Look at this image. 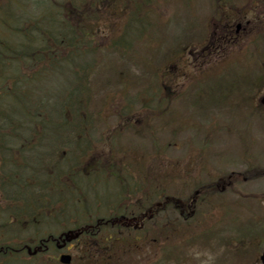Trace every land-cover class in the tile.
Segmentation results:
<instances>
[{
    "label": "rangeland",
    "instance_id": "374dc122",
    "mask_svg": "<svg viewBox=\"0 0 264 264\" xmlns=\"http://www.w3.org/2000/svg\"><path fill=\"white\" fill-rule=\"evenodd\" d=\"M45 2L54 6L56 4V9H59V6L67 0H6L0 5V32L5 34L9 32L2 28V22L11 25L14 18H17V24H21L28 14L31 15L30 19H34L42 13L35 10L49 11L50 7ZM79 3L80 0H72L73 7H77ZM23 6H26L24 12ZM256 8L247 16L249 21L257 16L264 19V8ZM157 9L156 14L151 16L153 18L159 16L161 21L156 23L157 25L150 32V38L146 35L148 38L142 46L140 44L139 48L135 47L136 50L129 54L128 61L114 60L112 72L102 75L96 83L97 98L106 90L119 89L125 85L126 75L133 79L131 75L144 76L145 72V80H147L151 78L155 69L159 66L165 68L166 65H168L166 74L165 72L163 75L161 72L156 74L158 80L168 84L172 90L180 92L181 84L184 85L190 78L199 76L201 70L204 74L208 73V70H214L218 74L223 55L226 59L228 49L234 52L240 46L242 50L247 51L248 58H244L242 62L246 68L250 69L248 77L253 73L252 78H256L258 71L263 72V66H260L258 70L255 66L261 65L264 61L262 59L264 46L259 43L245 44V41L252 38L249 28L242 26L237 36L227 32L229 29L233 32L236 23L233 15L230 16L231 20H228V23L223 21L217 26L218 14L215 13V5L211 3V0H191L186 4L173 0L162 6L158 5ZM61 17L62 15H59L57 19ZM48 23L50 25L53 22ZM255 23L257 27L262 24L261 21ZM225 24H228L226 29L223 28ZM107 33L105 29L101 34L107 35ZM211 37L212 42L207 46ZM187 42H189L190 50L186 49L188 52L186 51L185 56L162 63L165 56L169 54V48L174 50L175 43L186 45ZM151 43L157 46L153 48L150 46ZM203 47H205L204 52L201 55L197 54ZM256 49L259 55L263 54V57H257ZM211 53L215 54L210 55ZM251 53L253 57L250 56ZM99 54H102L98 56L99 67H105L107 61L112 59L105 56V52H99ZM194 54L197 56L194 57ZM237 70H239L238 64L230 71L218 75L219 77L206 75L213 78H204L206 77L204 76L188 83L189 86L185 88L182 95L165 111L167 114L174 110L177 118L170 113L168 119L174 118L176 122L174 125L163 124L160 134L153 138L146 135L144 138L143 135L138 136L131 131L120 141L121 148L131 145L140 148L144 144L148 162L152 163L147 166L148 172L152 174L154 171L159 172V166H161V175L165 173L172 179L176 178L168 183L170 189L167 190L169 192L167 195L178 199L187 198L196 187L217 183L218 179L227 176L226 174H240V180L233 181L231 187H226L223 192L219 191L221 188L216 189L215 192H204L206 194L204 196L208 197L211 204L208 205L204 200L197 206L201 215H197L196 220L189 225L181 224L180 232H186V234L178 236L174 241V247L180 251L177 255L178 262L172 264H260L256 257L257 251L252 250L253 245L259 249L264 243V175L252 177L246 182H242L241 175L247 173L251 167L255 170L264 169V109L258 108V111L254 112L252 107L250 110L244 104V108L248 110H239L242 106V93L247 94L240 93L239 88L232 87L235 83L237 87L244 89L245 76ZM107 75L113 76L111 87L104 80L108 78ZM154 78L152 77L150 82L152 85L156 83ZM65 84L66 76L63 72H58L46 77L34 87L39 95L47 98L51 95H59ZM258 88L250 89L253 90V96L248 101L252 100L253 103L259 104L260 99L264 98V83ZM17 103L18 101L14 100V104L10 102L9 105L14 107ZM247 103L251 106V102ZM241 112L248 115L241 119ZM134 118L135 116L132 117V121ZM152 125L157 126L155 123ZM175 127L177 132L173 134L172 129ZM47 144H50L49 141ZM133 171V176H138L137 171L135 169ZM207 197L204 198L207 199ZM165 215H168L169 219L175 217L171 211ZM161 219L162 215L159 220ZM149 229L146 243L141 242L137 248H129L126 245L127 248L116 256L114 263L103 264H154L158 254L156 245L151 242L154 231L151 227ZM186 230L195 231V235L200 236L192 238ZM203 231L209 232L202 233ZM256 233L258 235L255 242ZM18 236L22 239L29 237L22 233ZM1 237L6 235H0ZM66 252L72 256V264L81 263L79 246L72 242ZM176 254L177 251L171 255ZM249 259L252 260L249 262ZM162 260L167 258L163 257Z\"/></svg>",
    "mask_w": 264,
    "mask_h": 264
},
{
    "label": "trees",
    "instance_id": "16d2710c",
    "mask_svg": "<svg viewBox=\"0 0 264 264\" xmlns=\"http://www.w3.org/2000/svg\"><path fill=\"white\" fill-rule=\"evenodd\" d=\"M172 1L80 0L78 6L73 7L72 0H67L59 9H56L55 4L53 13L50 10L42 12L34 19H30L31 15L28 14V18L21 24H17V18H14V25L2 22V28L9 32H0V181L4 174L12 172L10 164L14 158V256L0 255V264H55L44 253L28 257L20 249L25 245H31L32 249L42 248L43 244L48 246L49 242H44V239L50 234H56L53 231H62L70 225L76 229L82 228L78 223L85 212L82 214L78 208L79 211H74L67 217L64 214L67 207L74 205V201L83 194L86 195L83 192L85 188L78 183L75 185L77 177L82 174L89 179L95 175V171L91 169L99 162L94 160L95 155L93 158L95 141L91 139L92 126L96 118H102V113L110 106V97L106 95L100 108L92 109L94 55L105 51L120 60H129V54L136 50L135 47L139 48L140 44L142 46L146 38H150V32L161 21L159 16L152 17L158 10L157 6ZM179 1L182 4L191 2ZM211 3L215 5V13L220 22H228L231 20L230 16L236 14L238 21L243 20L245 15L252 12L250 7H264V0H211ZM235 6L240 7L237 9ZM25 7L23 6V12ZM240 12L242 17H238ZM58 14L62 15L59 19ZM50 21L53 23L48 25ZM105 29L108 33L102 35ZM257 29L261 28H254L252 34L256 35ZM257 34L264 37V32L258 31ZM175 44L176 48L171 54L181 56L180 47L183 43ZM150 46L154 48L157 45L151 43ZM169 57L167 55L166 59ZM236 61L237 57L233 55L225 63L221 62V66L226 67V63ZM241 67L246 68L244 63ZM249 71L246 68L243 73L245 86H261L264 76L252 78L254 74L251 73L248 77ZM262 71L264 73V68ZM58 72H63L66 76L64 89L59 95L43 98L34 86ZM141 80L137 78L136 84H141ZM246 93L253 95V91L248 89ZM14 100L18 103L11 107L9 103L14 104ZM49 132L55 142H50L43 149L44 144L40 140ZM63 135L66 136L62 138L64 144L68 142L70 145V141L75 138L72 146L76 148L73 151L68 148L71 155L64 156L65 147L61 146ZM163 178L165 181L169 177L164 175ZM0 186L6 188L5 183H0ZM206 189H214V186ZM142 190L143 187L137 193L139 197L136 196V199L139 200L133 206L139 211H144L146 207L152 210L154 203H143L145 192ZM164 197L167 199L163 205L173 206L179 212H186V207L193 202L176 201L168 195ZM121 199L129 204L124 195ZM77 205L81 208L79 202ZM115 217L105 214L93 219L89 215L87 220L90 225L101 230L111 228ZM97 223L99 224L96 225ZM118 227V224L114 225L115 229ZM96 231L94 228V231L88 232L92 233L91 237H96ZM21 233L29 237L19 238ZM127 238L134 247L137 245V238ZM89 244L96 246L94 241ZM110 249L108 253L106 249H102V257H109ZM175 258L171 256L167 260ZM102 259H98L96 252L89 249L84 253L82 263L97 264Z\"/></svg>",
    "mask_w": 264,
    "mask_h": 264
},
{
    "label": "flooded vegetation",
    "instance_id": "af4514ba",
    "mask_svg": "<svg viewBox=\"0 0 264 264\" xmlns=\"http://www.w3.org/2000/svg\"><path fill=\"white\" fill-rule=\"evenodd\" d=\"M10 165L12 172L4 174L3 180L0 181L1 184H6L7 189L4 195H0V213H7L11 216L10 219H14V158Z\"/></svg>",
    "mask_w": 264,
    "mask_h": 264
},
{
    "label": "water",
    "instance_id": "95a60500",
    "mask_svg": "<svg viewBox=\"0 0 264 264\" xmlns=\"http://www.w3.org/2000/svg\"><path fill=\"white\" fill-rule=\"evenodd\" d=\"M77 236H78L77 234L73 235L72 233H67L62 242L63 243L66 241L69 242L70 240H72L73 238H76ZM59 247H61V246H59ZM261 260L264 264V252H263V255L261 256ZM69 261H70V257H68V256H61L60 257V262L63 264H68Z\"/></svg>",
    "mask_w": 264,
    "mask_h": 264
}]
</instances>
